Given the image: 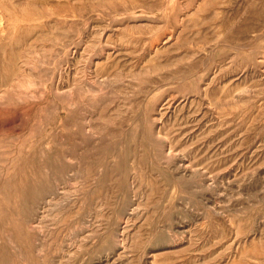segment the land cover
<instances>
[{
	"label": "rangeland",
	"instance_id": "374dc122",
	"mask_svg": "<svg viewBox=\"0 0 264 264\" xmlns=\"http://www.w3.org/2000/svg\"><path fill=\"white\" fill-rule=\"evenodd\" d=\"M0 264H264V0H0Z\"/></svg>",
	"mask_w": 264,
	"mask_h": 264
},
{
	"label": "bare ground",
	"instance_id": "6f19581e",
	"mask_svg": "<svg viewBox=\"0 0 264 264\" xmlns=\"http://www.w3.org/2000/svg\"><path fill=\"white\" fill-rule=\"evenodd\" d=\"M38 190V189H37Z\"/></svg>",
	"mask_w": 264,
	"mask_h": 264
}]
</instances>
